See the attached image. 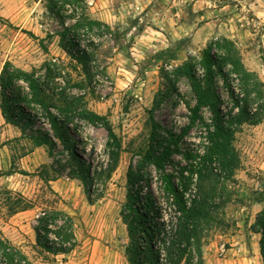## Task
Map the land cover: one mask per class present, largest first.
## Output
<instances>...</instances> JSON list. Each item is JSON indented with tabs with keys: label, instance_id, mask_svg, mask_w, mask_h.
<instances>
[{
	"label": "rangeland",
	"instance_id": "374dc122",
	"mask_svg": "<svg viewBox=\"0 0 264 264\" xmlns=\"http://www.w3.org/2000/svg\"><path fill=\"white\" fill-rule=\"evenodd\" d=\"M85 3L91 18L105 22L113 34L120 36H93L97 47L90 80L60 46L58 33L62 26L57 16L45 8L44 0H0V70L5 61H10L24 70L35 69L44 77L45 64L53 63L55 72H60L54 82L64 87L67 95L81 96L89 110L106 115L120 143L117 163L109 176L97 175L96 171L110 165L106 130L79 119L71 125L79 140L74 148L89 163V201L87 188L74 176L76 166L69 157L70 148L57 141L49 151L46 145H34L29 137L37 129L52 135L43 118L22 134L19 128L6 123L0 112V230L32 264L65 263L82 256L81 264H129L126 252L130 239L121 217L126 194L130 188L144 192L149 184L158 195V181L153 166L145 163L139 165L142 179L130 187L128 166L138 168L141 146L160 138L165 130L177 134L187 124V107L194 102L193 94L187 78L174 80L172 71L188 57L198 59L209 38H231L246 67L264 82V0ZM80 42L85 44L84 40ZM166 48L174 50L173 58L160 57V51ZM169 79L174 81L173 89ZM220 92L226 101L221 84ZM203 115L207 118L208 111ZM204 133L199 124L190 127L179 145L190 148L195 156L188 160L174 153L166 169L174 172L189 164H205L200 157ZM232 146L238 165L231 176L220 179L217 192L223 194L225 203L214 210L216 218L206 225L200 242L203 264H262L260 237L251 224L264 205V118L256 125L242 124ZM212 166L220 170L216 162ZM44 171L49 176L54 174L55 179H42ZM4 190L13 197L21 194L31 207L17 215L20 211L9 212ZM50 209L66 211L74 222L76 245L69 255L58 259L44 253L29 237L36 217ZM92 240L100 242L97 251L104 253L101 260L90 259L88 242L83 248L84 241Z\"/></svg>",
	"mask_w": 264,
	"mask_h": 264
},
{
	"label": "trees",
	"instance_id": "16d2710c",
	"mask_svg": "<svg viewBox=\"0 0 264 264\" xmlns=\"http://www.w3.org/2000/svg\"><path fill=\"white\" fill-rule=\"evenodd\" d=\"M45 8L57 16L62 30L59 31L60 46L69 57L78 63L87 79H91V63L95 59L97 43L95 36L112 33L109 26L91 18L85 11V0H44ZM71 20L68 24L65 20ZM87 36L86 38H82ZM84 40L85 44H80ZM43 49L47 51L46 47ZM160 57L173 58L174 50L160 51ZM53 63L45 64V75L40 77L35 69L24 70L10 61H5L0 70V112L6 123L21 130L33 128L41 117L48 124V131L37 129L29 137L34 145H46L51 149L59 141L70 148L69 157L76 166L74 176L87 188L88 200L91 191L89 163L77 154L74 137V120L99 125L107 132L110 165L96 171L97 175L109 176L118 159L120 143L106 115L89 110L81 96L66 94L65 88L54 80L60 75ZM187 78L194 102L188 106V122L179 133L165 130L160 138L141 146L138 168L129 164L127 180L130 187L142 179V164L153 166L157 173L158 195L146 184L144 192L130 188L122 210L130 244L127 247L129 264H203L201 240L225 200L217 192L220 179L231 176L238 165V156L232 141L236 130L244 123L256 125L264 118V82L257 73L243 63L236 43L229 37L209 38L199 53V58L188 59L175 66L172 79ZM170 83L174 88V81ZM220 84L227 95L225 101ZM208 111L205 118L203 112ZM194 124L203 126L204 141L201 159L205 164L183 166L174 172L168 171L166 163L172 162V154L179 153L190 160L195 155L187 146L180 148L187 131ZM155 127V125L153 126ZM154 133V132H153ZM199 156V155H198ZM216 162L220 168L212 166ZM176 173V174H175ZM48 181L55 175L40 174ZM193 185V188L191 186ZM9 212L15 213L31 207L21 194L11 196L4 190ZM73 217L62 209L42 210L33 226L35 242L43 250L53 254H66L76 245ZM252 231L260 234L259 250L264 264V205ZM52 235V237L50 236ZM0 264H32L22 249L12 243L0 230Z\"/></svg>",
	"mask_w": 264,
	"mask_h": 264
},
{
	"label": "crops",
	"instance_id": "0c3cea01",
	"mask_svg": "<svg viewBox=\"0 0 264 264\" xmlns=\"http://www.w3.org/2000/svg\"><path fill=\"white\" fill-rule=\"evenodd\" d=\"M26 211H20V212H18V213H16V215L17 214H20V213H25ZM32 221H33V218H32ZM255 233V232H254ZM256 235H258L259 233H255ZM29 237H30V240H31V242L32 243H36L35 242V232H34V229H33V227L30 229V234H29ZM259 237H260V234H259ZM88 242V244L90 245V247H91V250H90V253H89V257H90V259H96V260H101V258L103 257V254H102V252L101 253H99L98 251H97V247H99V244H100V242L99 241H97V240H92L91 242L90 241H84L83 243V248L85 247L86 248V243ZM90 242V243H89ZM38 247V246H37ZM40 248V247H39ZM84 248V249H85ZM82 250V251H84V253H85V250ZM71 251H73V249L71 250ZM70 251V252H71ZM70 252H68V253H66V254H60V253H57V254H53V253H51L56 259H58V257H63L64 255H69L70 254ZM44 253H49V252H44ZM118 254H119V251H118ZM105 256V255H104ZM82 259H84V257L82 256V257H73V258H71L69 261H65V263H62V261L60 260V261H56V263H58V264H81V261H83ZM95 260V261H96Z\"/></svg>",
	"mask_w": 264,
	"mask_h": 264
}]
</instances>
